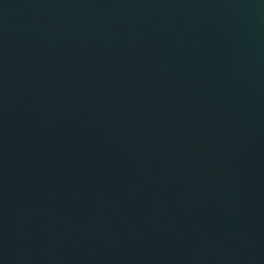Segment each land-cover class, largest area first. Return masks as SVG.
Returning <instances> with one entry per match:
<instances>
[{
	"label": "water",
	"instance_id": "95a60500",
	"mask_svg": "<svg viewBox=\"0 0 264 264\" xmlns=\"http://www.w3.org/2000/svg\"><path fill=\"white\" fill-rule=\"evenodd\" d=\"M0 264H264V0H0Z\"/></svg>",
	"mask_w": 264,
	"mask_h": 264
}]
</instances>
